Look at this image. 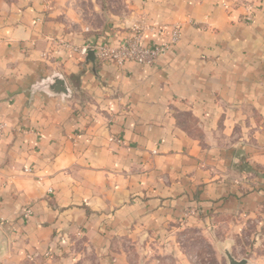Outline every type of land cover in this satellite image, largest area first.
<instances>
[{"label":"crops","instance_id":"1","mask_svg":"<svg viewBox=\"0 0 264 264\" xmlns=\"http://www.w3.org/2000/svg\"><path fill=\"white\" fill-rule=\"evenodd\" d=\"M104 1L0 0V264H158L189 207L246 193L233 155L264 186V0ZM135 25L180 39L153 65L81 53ZM56 76L69 94L39 88Z\"/></svg>","mask_w":264,"mask_h":264},{"label":"rangeland","instance_id":"2","mask_svg":"<svg viewBox=\"0 0 264 264\" xmlns=\"http://www.w3.org/2000/svg\"><path fill=\"white\" fill-rule=\"evenodd\" d=\"M104 6L107 8L104 10L106 17V13L113 11L108 8L120 7V4L117 0L114 3L108 0L104 1ZM247 6L251 14L254 5ZM86 11L92 22L100 24V16H89L91 10ZM254 141L253 138H247L242 145L252 147ZM233 156V184L239 191L246 189V193L234 198L237 201L224 202L217 207L208 208L211 212L205 211L206 215H199V210L204 211L201 207H189L184 213V219L194 216L197 221L191 224L186 221L176 227L175 233L165 241L169 243V249L149 250V253L160 259L158 264H228L227 250L238 259H248L250 264H264V201L257 205L256 199H250L255 191L264 190V186L256 181L260 178L259 173L262 170L258 169L250 151L244 155ZM243 198L249 199L245 202ZM153 242L157 244L160 241ZM123 243L128 242L123 240ZM172 243L173 247L170 246ZM143 253H146V250ZM84 258L93 263L94 255L88 253Z\"/></svg>","mask_w":264,"mask_h":264},{"label":"built area","instance_id":"3","mask_svg":"<svg viewBox=\"0 0 264 264\" xmlns=\"http://www.w3.org/2000/svg\"><path fill=\"white\" fill-rule=\"evenodd\" d=\"M142 30L141 26L135 25L133 28L135 34L124 43L120 45H112L107 42L96 43L91 46L82 47L81 53L86 54L92 49L95 50L98 61L115 62L121 66L128 61L153 65L172 48L173 44L179 41L181 35L179 28L175 27L172 31L170 43L164 45L153 43L152 45L144 46L142 44ZM5 128L6 124L0 119V138L3 136ZM26 171L30 172V169H26Z\"/></svg>","mask_w":264,"mask_h":264},{"label":"water","instance_id":"4","mask_svg":"<svg viewBox=\"0 0 264 264\" xmlns=\"http://www.w3.org/2000/svg\"><path fill=\"white\" fill-rule=\"evenodd\" d=\"M87 60L92 63L96 62V52L95 50L90 49L87 53ZM49 94L54 95H67L69 94V89L66 85L65 79L56 76L51 80L46 81L40 87ZM228 264H250L249 260L246 258L238 259L236 258L229 250L226 251Z\"/></svg>","mask_w":264,"mask_h":264}]
</instances>
